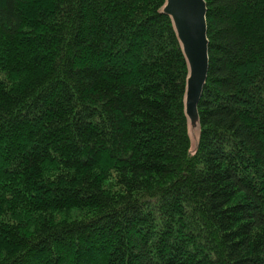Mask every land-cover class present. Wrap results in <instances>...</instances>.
Returning <instances> with one entry per match:
<instances>
[{
	"label": "trees",
	"instance_id": "1",
	"mask_svg": "<svg viewBox=\"0 0 264 264\" xmlns=\"http://www.w3.org/2000/svg\"><path fill=\"white\" fill-rule=\"evenodd\" d=\"M0 0V264H264V0Z\"/></svg>",
	"mask_w": 264,
	"mask_h": 264
},
{
	"label": "water",
	"instance_id": "2",
	"mask_svg": "<svg viewBox=\"0 0 264 264\" xmlns=\"http://www.w3.org/2000/svg\"><path fill=\"white\" fill-rule=\"evenodd\" d=\"M163 12L173 21L189 67L186 80L185 113L197 124V104L207 78L208 38L205 0H166Z\"/></svg>",
	"mask_w": 264,
	"mask_h": 264
},
{
	"label": "rangeland",
	"instance_id": "3",
	"mask_svg": "<svg viewBox=\"0 0 264 264\" xmlns=\"http://www.w3.org/2000/svg\"><path fill=\"white\" fill-rule=\"evenodd\" d=\"M190 136H191V150H194L196 142L198 140V127H197V124H194V125L190 124Z\"/></svg>",
	"mask_w": 264,
	"mask_h": 264
}]
</instances>
